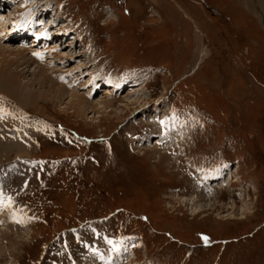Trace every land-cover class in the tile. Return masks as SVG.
I'll return each mask as SVG.
<instances>
[{"label":"rangeland","instance_id":"374dc122","mask_svg":"<svg viewBox=\"0 0 264 264\" xmlns=\"http://www.w3.org/2000/svg\"><path fill=\"white\" fill-rule=\"evenodd\" d=\"M43 2L39 23L56 14L65 28L56 54L80 51L65 64L46 59L44 71H70L72 84L76 68L86 69L65 97L37 104L43 114L22 105L30 123L19 127L21 140L0 139V184L13 201L6 216L16 213L23 223L11 227L8 217L0 264H86L95 255L99 264L125 257L129 264H264V26L257 0ZM20 3L0 4L9 39L0 44L35 59L48 47L36 31L16 29L28 7ZM33 73V94L47 95ZM140 87L145 109L120 107ZM116 90L107 113L89 108L78 116L64 108L73 93L90 91L91 102H101ZM180 138L185 145L169 144ZM8 143L16 148L9 151ZM226 170L232 172L221 185ZM204 191L215 205L190 215L183 198ZM242 197L246 211L231 209L245 204Z\"/></svg>","mask_w":264,"mask_h":264},{"label":"bare ground","instance_id":"6f19581e","mask_svg":"<svg viewBox=\"0 0 264 264\" xmlns=\"http://www.w3.org/2000/svg\"><path fill=\"white\" fill-rule=\"evenodd\" d=\"M11 1H13V2H17V1L20 2L21 1V3H20L21 5H28L27 13L25 14V16H22L23 17L22 20L19 21L20 24L22 22V24L23 25L25 24V25L21 28L20 24H17L16 29L28 30L29 33H33V31H36V36H35L37 38L36 41H39V39H41L43 44L46 45V47H48V49L46 48L45 50L40 52L36 56L35 59H33V58H29L28 57L29 55H25L22 50H19V49L13 50L10 48L8 49V48L4 47L2 44H0V139H2V140L4 139V137L15 139L16 136L18 137V135H20L18 133L19 127L23 126L24 123H26V125H28L30 123L29 119L25 116V114L28 113V110L25 109L23 106L29 107V109L33 108V111L36 114H43V112L39 111L40 109L37 106V104L39 105V103L42 101L43 102L49 101V102L55 104L56 99L65 97L67 95V92H68L67 89H70L71 87L75 86L76 85L75 82L78 79H80L79 75H77V73H81L83 70L86 69L85 63L81 64L80 66H78L76 68V69H78V72L74 73V76L76 75V78L73 79L72 84H69V80L67 79V76H70V77L73 76V74H71L70 71H68V72H66L63 75H60L58 77L56 75L49 76L43 69V67L48 64V63L45 64L46 59H52V58L55 59L56 58L58 61H63L65 64V63H69V62L73 61L74 59L78 60L79 56H77V55L79 54L80 51H78V54L76 56H75V53L72 52L73 48L70 49V51L68 52L70 54H67L65 56H63L61 53H59V56L56 54V53L61 51L60 50L61 47L59 45L55 46V44L58 41V40H56V36L62 34L61 32L63 30L65 31V28L64 29L58 28L60 26V23L55 22L56 19L58 20V16L55 17L56 14H53L52 18L49 19L48 21H44L42 23H39V19L37 20L38 15H39V18L41 17V13H39V11L40 10L41 11L46 10V8H48L47 5L43 2V0H11ZM3 2H5V0H0L1 5L3 4ZM257 2H258L257 6H259V9H260V14L258 15V18L260 19L262 25L264 26V0H257ZM12 5L13 4H11V6ZM3 6L6 8L7 5L3 4ZM12 12H13V14H12ZM12 12H9L10 15H7L6 18L13 19L16 16L17 12H15V10H13ZM24 12L25 11H23V13ZM42 13L46 14V11L42 12ZM46 17H47V14H46ZM26 22H29V24ZM27 24L30 26H28ZM2 26L0 24V40H4V41L9 40L7 38V36H3L4 26L3 27ZM50 30L53 31L52 32L53 34H52V36H47L49 34ZM23 33H25V32H23ZM10 36L15 37V36H17V34H15L13 32L10 34ZM60 37H61V35H60ZM0 43H3V41H0ZM23 43H25V42H23ZM49 45H51V46H49ZM29 46L37 47V45H35L34 41L32 42V44L30 42ZM56 48L59 49L58 52H56L57 51ZM31 61L33 63L37 64L36 68L38 70H37L36 76L34 75L33 72H30V70H29L31 65H32ZM33 71H35V70H33ZM30 73L31 74L33 73V75H34V79H33L32 83L35 84L40 90H47V92L44 93L47 95L38 96L37 94L36 95L33 94L32 89L29 87L31 85V83L28 85V82H27V81L31 82V80H32V79L27 80V76L31 75ZM78 82H79V80H78ZM115 88L120 90L118 87H115ZM123 88H127V87H123ZM118 90H116V92L113 95L109 94L110 97L104 101H101V102H98L95 100L91 102L93 92H90V91H89L90 93L88 92L84 95L73 93L72 94V100L67 102V104L64 105V108L70 109L72 111V113L76 112V114L78 116H87L89 114V112H88L89 108L92 109L90 111V113H93L95 110L96 111L98 110L97 112H99L100 110L106 112V110H107V112H108L109 111L108 109L113 107V102L117 100L118 95H116V93L118 92ZM96 91H98V87L94 88V92H96ZM48 92H49V94H48ZM131 94L132 95H130V97H131L130 99H127L125 101H120L121 102L120 107H123L126 110H130L134 107L135 108L139 107V109H145V107H146L145 98L146 97L144 95L142 87L132 91ZM91 103H93V104H91ZM88 104H91V105H88ZM157 128H158V130L162 131V127L159 124L157 125ZM23 132H24V130H23ZM26 133H27V131H26ZM27 134H29V133H27ZM26 137H27V135H26ZM30 137L31 136L29 135L28 138H30ZM18 138L20 139V136ZM147 138H149V137H147ZM19 139H18V141H19ZM22 139H23V137H22ZM10 140H13V139H10ZM185 140L186 139H182V138L177 139V140L173 139V140L169 141V144H172L171 146H179V145L182 146V145H185ZM3 143H6V141ZM12 143H14V142H12ZM15 143H16V147H17L18 143L17 142H15ZM156 143L160 144V143H162V140L159 139V140H157ZM9 145L10 144L8 143L7 144L8 150L10 148ZM3 147H5V146H3ZM13 147L16 148L15 144ZM13 147L11 146V148H13ZM20 150L23 152V149H20ZM9 151H11V150H9ZM12 151H14V149ZM5 152H7V151H5ZM16 152H17V150H16ZM17 153L21 154L20 151ZM231 172H232L231 170L229 172H227V170L224 171V176L221 180V185L228 183V181H229L228 178L231 175ZM203 182H207V181L203 180ZM5 185H6L5 183L0 184V192H3V189L6 188ZM199 186L200 185H198V187ZM196 191H197V188L194 189V193H196ZM197 197H199V198H197ZM210 197H211L210 193L208 191H204V192H201L199 194V196L192 194L188 198H183V199H184V201L186 200L184 203H188V205L190 206V208H189L190 215L195 216L201 211H204L207 209L210 210L213 208V206L215 204L208 201L210 199ZM240 201L245 203L241 208L237 209L235 204L231 203V209L234 208L235 210H237V212L246 211L245 205L248 204V201L245 200L244 197H242L240 199ZM223 208H225V207L223 206ZM6 209L4 208V209L0 210V242H3L6 239V236L8 235L6 232L7 231L6 230V227H7L6 222L9 223V221H8L9 218L11 219V224H12L11 227H15V225H17L19 223H20L19 224L20 226H22V224H23L22 222H20L18 220L19 217L15 215L16 213L12 214V216H6V211H5ZM235 210H233V211H235ZM8 215H10V214H8ZM17 221H19V222H17ZM3 250H4V248L3 249L0 248V254L3 252ZM96 256L97 255L93 256L89 261L86 262V264H99V263H101L100 258H97L98 256L97 257ZM123 262L125 264H129L128 263V257H125L124 260H120V261H117L115 259L114 261L109 262V263H111V264H122Z\"/></svg>","mask_w":264,"mask_h":264},{"label":"snow or ice","instance_id":"6c2138e0","mask_svg":"<svg viewBox=\"0 0 264 264\" xmlns=\"http://www.w3.org/2000/svg\"><path fill=\"white\" fill-rule=\"evenodd\" d=\"M12 203H13V201H12L11 197H6L3 194V192H0V210H2L4 208H10L12 206ZM17 222H19V221H17ZM204 239L207 240L206 237ZM105 240H106V243L112 245V251H115V252L120 251V249L116 247V243L114 241L107 240V238H105Z\"/></svg>","mask_w":264,"mask_h":264}]
</instances>
